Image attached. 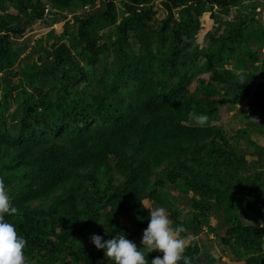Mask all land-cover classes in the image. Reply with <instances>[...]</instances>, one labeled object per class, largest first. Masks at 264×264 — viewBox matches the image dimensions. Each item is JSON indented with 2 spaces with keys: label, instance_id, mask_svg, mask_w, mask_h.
Segmentation results:
<instances>
[{
  "label": "trees",
  "instance_id": "16d2710c",
  "mask_svg": "<svg viewBox=\"0 0 264 264\" xmlns=\"http://www.w3.org/2000/svg\"><path fill=\"white\" fill-rule=\"evenodd\" d=\"M261 3L0 0V178L18 208L6 218L27 240L26 264H113L92 236L125 235L141 246L135 234L152 205L189 231L181 235L191 236V264L208 256L193 239L202 227L214 233L208 213L223 215L228 264H264V145L251 137L264 139V124L243 115L251 123L234 132L244 141L237 147L211 125L220 105L250 99L264 112ZM233 7L237 19L218 21ZM46 16L65 20L61 31L50 44L37 40L24 62L27 42H17ZM204 16L216 27L197 42ZM16 100L20 120L10 131ZM190 112L208 115L207 124ZM167 186L188 199L186 219Z\"/></svg>",
  "mask_w": 264,
  "mask_h": 264
},
{
  "label": "clouds",
  "instance_id": "9594fccd",
  "mask_svg": "<svg viewBox=\"0 0 264 264\" xmlns=\"http://www.w3.org/2000/svg\"><path fill=\"white\" fill-rule=\"evenodd\" d=\"M237 75L243 82L245 76L240 72ZM189 118L201 127L209 120L208 115L196 112H190ZM149 210L150 219L143 231L141 246L138 247L125 235L106 241L100 235H93V244L98 250L102 249L113 264H149L146 257L153 252H160L162 256L153 258L151 264H181V261L183 264H191V258L185 255L187 238L181 235L185 232L184 225L174 227L164 206ZM17 214L18 208L13 205L4 180L0 178V264H26L27 240L19 234L17 226L6 218Z\"/></svg>",
  "mask_w": 264,
  "mask_h": 264
},
{
  "label": "rangeland",
  "instance_id": "374dc122",
  "mask_svg": "<svg viewBox=\"0 0 264 264\" xmlns=\"http://www.w3.org/2000/svg\"><path fill=\"white\" fill-rule=\"evenodd\" d=\"M158 6V5H156ZM249 10L243 11V14L246 13V16L248 14ZM8 14H13L15 15L17 13L16 10H13L12 8H8L7 10ZM239 13V9L236 8H231L227 14L228 15H221L219 14L217 16L218 21H233L237 19ZM257 16L256 18H259L262 23H264V3L259 4L258 8L256 9ZM207 16H210V13H207ZM203 17V20H205L202 32L197 36V42H201L202 40V33L211 31L212 28L216 27V24L213 22H208L206 19L208 17ZM163 17V12H160L157 14L156 19H161ZM65 21V20H64ZM64 21H59L56 18L46 16L43 18L42 22H35L31 27L27 30V33L24 35L23 39L19 40L17 43H20L21 41L27 42L23 49H21L22 55L21 59L26 61V59H32V55L30 54L31 49L33 48L35 42L39 39H42L45 43V45L51 43V39L56 37L61 29L60 25ZM247 21V19H246ZM218 23V22H217ZM222 31V30H221ZM21 42V43H22ZM253 43H255V40H252ZM253 47L256 49L257 48V43L253 44ZM227 69H233V64H230L227 66ZM208 75H202L199 78L206 79L207 80ZM264 81V78L262 79ZM190 96V95H189ZM191 98L195 99H201L202 95L199 93L198 90H194L191 93ZM218 119L212 120L211 125L213 126H218L223 128L226 131L227 137L230 138V144L233 147H237L238 145L244 143V141H237L233 138L234 132L237 131L239 128H242L245 126L246 123H251L250 120L244 118L243 115L245 116H255L254 119H256L257 124H264V112L261 113L253 106V102L250 99H245L243 102L240 104H237L233 107H228L227 105H220L218 108ZM7 122L9 124V130L11 131V126L15 125L19 122L20 117H19V106L17 104V100L11 104V107L9 111L7 112ZM242 118V119H241ZM254 119H251L252 122ZM255 133H251V137L255 141L260 140L259 144L264 145V139H261L260 136L254 135ZM263 141V142H262ZM261 142V143H260ZM255 149H245V152L247 153H252L253 150ZM264 157V154H263ZM167 189L169 191V201L171 202V197H176L177 200L180 201V205H175V207L179 210L184 208L183 213L181 214V219H186L188 215L190 216L191 209L188 208L187 201L188 199L183 197V195L179 194L177 190L173 189L171 186H167ZM146 205H148L146 203ZM156 207L152 205L151 208ZM209 218V225L214 227V233L209 234L206 231L205 227H202V231L199 232L197 235L193 236V239H195L198 242V245L200 246L201 249H205V255H208L207 257H202L199 255L196 258V262L198 264H228L227 259H231L232 256L226 252L224 247L221 245V236L222 232L225 229L224 221H223V215L220 214H213V213H208ZM262 226V223H259ZM260 226V227H261ZM185 232H189L186 230ZM188 234V233H187ZM187 243L191 239L190 235H187ZM90 240V237H88ZM135 239L140 240L142 239V236L139 237L138 235L135 234ZM234 264H240V263H234Z\"/></svg>",
  "mask_w": 264,
  "mask_h": 264
}]
</instances>
